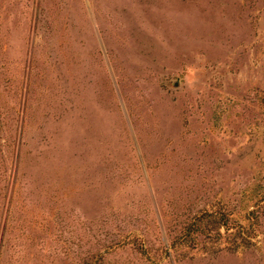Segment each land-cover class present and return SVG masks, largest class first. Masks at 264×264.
I'll list each match as a JSON object with an SVG mask.
<instances>
[{
	"label": "rangeland",
	"instance_id": "rangeland-1",
	"mask_svg": "<svg viewBox=\"0 0 264 264\" xmlns=\"http://www.w3.org/2000/svg\"><path fill=\"white\" fill-rule=\"evenodd\" d=\"M0 264H264V0H0Z\"/></svg>",
	"mask_w": 264,
	"mask_h": 264
},
{
	"label": "trees",
	"instance_id": "trees-1",
	"mask_svg": "<svg viewBox=\"0 0 264 264\" xmlns=\"http://www.w3.org/2000/svg\"><path fill=\"white\" fill-rule=\"evenodd\" d=\"M225 224V223H222V225Z\"/></svg>",
	"mask_w": 264,
	"mask_h": 264
}]
</instances>
